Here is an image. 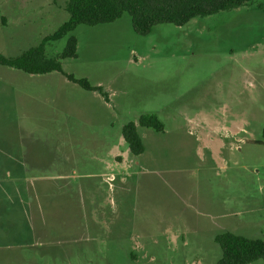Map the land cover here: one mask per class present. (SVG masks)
I'll use <instances>...</instances> for the list:
<instances>
[{
	"label": "rangeland",
	"instance_id": "374dc122",
	"mask_svg": "<svg viewBox=\"0 0 264 264\" xmlns=\"http://www.w3.org/2000/svg\"><path fill=\"white\" fill-rule=\"evenodd\" d=\"M68 2L0 0V54L40 45ZM70 36L77 56L63 70L105 96L0 64V146H22L25 179H51L43 206L0 179V264H217V236L264 240V0L146 36L127 13L82 24L45 56ZM147 114L164 129L140 126Z\"/></svg>",
	"mask_w": 264,
	"mask_h": 264
},
{
	"label": "trees",
	"instance_id": "16d2710c",
	"mask_svg": "<svg viewBox=\"0 0 264 264\" xmlns=\"http://www.w3.org/2000/svg\"><path fill=\"white\" fill-rule=\"evenodd\" d=\"M256 0H69L66 6L70 17L43 42L28 49L16 58L0 54V64L22 70L29 74L61 72L69 81L79 84L85 90L106 93L101 86H92L86 79H78L63 70L61 60L77 56L78 41L70 36L64 51L54 58L45 56V45L72 33L79 25L95 26L115 22L124 14H129L134 31L142 36L148 35L158 24L182 26L194 18L206 17L221 11L251 5ZM138 124L156 131L164 125L156 115L147 114L139 118ZM123 136L134 156L145 150L142 138L134 122L126 124ZM264 138V128H263ZM222 250L217 264H251L264 261V240L251 239L232 232H225L216 238Z\"/></svg>",
	"mask_w": 264,
	"mask_h": 264
},
{
	"label": "crops",
	"instance_id": "0c3cea01",
	"mask_svg": "<svg viewBox=\"0 0 264 264\" xmlns=\"http://www.w3.org/2000/svg\"><path fill=\"white\" fill-rule=\"evenodd\" d=\"M0 163L6 165L5 167L0 168V179L11 180V185L13 188H19L20 193L24 197H29L31 203L36 200V206H43L42 199L46 201V198L49 196L50 187L49 181L50 178L43 177L42 179L36 177H28L25 179L24 171L22 170V146L9 141L0 146ZM20 156H19V155ZM25 181H31L30 184H25ZM36 181L47 184V188H43L41 191L38 188H34ZM9 186V184H8ZM9 189V187H8ZM53 192V191H51ZM42 197V198H41ZM47 202V201H46ZM77 208V204L75 205ZM86 226V225H85Z\"/></svg>",
	"mask_w": 264,
	"mask_h": 264
}]
</instances>
